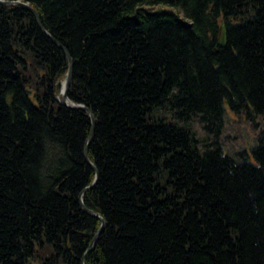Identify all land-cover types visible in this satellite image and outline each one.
<instances>
[{
	"label": "trees",
	"instance_id": "obj_1",
	"mask_svg": "<svg viewBox=\"0 0 264 264\" xmlns=\"http://www.w3.org/2000/svg\"><path fill=\"white\" fill-rule=\"evenodd\" d=\"M18 1L67 52L0 3V264H264V0Z\"/></svg>",
	"mask_w": 264,
	"mask_h": 264
},
{
	"label": "rangeland",
	"instance_id": "obj_2",
	"mask_svg": "<svg viewBox=\"0 0 264 264\" xmlns=\"http://www.w3.org/2000/svg\"><path fill=\"white\" fill-rule=\"evenodd\" d=\"M225 127L222 134L223 149L226 153L234 155L242 148L250 147L256 142V135L264 126V119L258 116L254 119L255 125L244 115L230 110L229 105H224ZM194 129L199 135H204L203 130L195 120Z\"/></svg>",
	"mask_w": 264,
	"mask_h": 264
},
{
	"label": "water",
	"instance_id": "obj_3",
	"mask_svg": "<svg viewBox=\"0 0 264 264\" xmlns=\"http://www.w3.org/2000/svg\"><path fill=\"white\" fill-rule=\"evenodd\" d=\"M0 3L3 4V5H12V4H20L26 8H28L29 10H31L34 14H35V17L37 19V22L39 23V25L41 26V28L44 30V32L54 41L56 42L58 45H60L62 47V45L55 39L53 38L41 25V22H40V19H39V16L37 15V13L35 12V10L33 8H31L27 3L25 2H21V1H18V0H0ZM63 48V47H62ZM64 49V48H63ZM65 50V49H64ZM66 51V50H65ZM67 52V51H66ZM68 54V53H67ZM68 60H69V65H68V70H67V73H66V76L64 78V80L62 81L61 83V88L58 92V95H57V99L58 101L62 104V105H65L67 107H70V108H79V109H82L84 111H86L90 117H91V123H92V128H91V131H90V134H89V137H88V140H87V143L85 145V159L86 161L93 167L95 168V171H96V176H95V180L94 182L85 187L81 193L79 194V204L81 206V208L88 214L90 215H93L97 218H99L101 220V224H100V227L98 228L91 244L89 245L88 249H91L92 246L95 244V241H96V238L97 236L103 231L104 229V226H105V222L103 220V217L97 213H95L94 211H92L91 209H89L88 207L85 206L84 202H83V197H82V194L85 190H88L90 189L94 183L96 182L97 180V177H98V173H97V169L96 167L91 163V161L89 160L87 154H86V149H87V145L89 144V142L91 141V139L93 138L94 136V125H95V119H94V116H93V113L91 111L90 108H88L87 106L83 105V104H78L76 102H73L72 100H70L69 96H68V91H69V86H70V82H71V78H72V73H73V61H72V58L71 56L68 54ZM80 264H85L84 263V259L83 257L81 258V261H80Z\"/></svg>",
	"mask_w": 264,
	"mask_h": 264
}]
</instances>
